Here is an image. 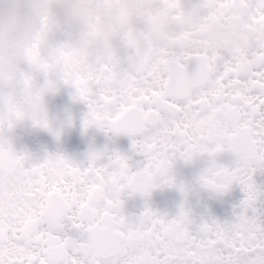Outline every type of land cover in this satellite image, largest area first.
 Here are the masks:
<instances>
[{"label": "snow or ice", "instance_id": "obj_1", "mask_svg": "<svg viewBox=\"0 0 264 264\" xmlns=\"http://www.w3.org/2000/svg\"><path fill=\"white\" fill-rule=\"evenodd\" d=\"M250 3L264 20V0ZM79 96L89 109L84 127L132 137L143 165L119 151L93 150L86 162L22 153L31 187L14 204L0 202V264H264V189L254 179L264 169V62L242 72L230 57L206 60L195 80L160 90H141L125 73L118 89L80 86ZM225 150L235 167L215 161ZM205 152L213 162L204 186L223 192L235 182L245 192L233 221L194 226L184 204L171 217L147 206L125 212V193L175 183L174 160Z\"/></svg>", "mask_w": 264, "mask_h": 264}, {"label": "clouds", "instance_id": "obj_2", "mask_svg": "<svg viewBox=\"0 0 264 264\" xmlns=\"http://www.w3.org/2000/svg\"><path fill=\"white\" fill-rule=\"evenodd\" d=\"M254 14L245 0L223 12L204 0H0V143L23 150L17 145L39 130L60 133L81 100V77L105 64L131 70L161 47L173 62L201 48L225 58L254 49L264 43Z\"/></svg>", "mask_w": 264, "mask_h": 264}, {"label": "flooded vegetation", "instance_id": "obj_3", "mask_svg": "<svg viewBox=\"0 0 264 264\" xmlns=\"http://www.w3.org/2000/svg\"><path fill=\"white\" fill-rule=\"evenodd\" d=\"M215 11L223 12L231 7L236 0H204ZM250 3V0H245ZM253 24H264L256 12L251 18ZM238 63L241 71L254 66L258 61L264 62V43L254 49H239L231 56ZM222 61V53L213 52L204 48L186 52L182 60L173 62L171 49L161 47L143 51L131 70H124L115 65H103L95 73L81 77L80 86H87L93 90L112 91L121 87L122 74H127L133 84L141 90H160L179 85L183 80H195L202 71L206 60ZM28 103L35 104V97H29ZM67 107V104H65ZM72 114L71 122L64 123L57 137L55 132L39 130L34 135L25 137L18 145L23 150L3 147L0 143V202L5 206L14 204L29 190L30 183L27 174L20 168L18 157L28 152L35 159H42L49 153H62L76 161L86 162L93 150L111 154L119 151L128 155L133 168L142 167L144 159L132 147V137L126 134L105 131L103 128L92 125L84 127L83 121L88 112L86 101L79 100L72 103L69 109ZM13 111L17 117L25 115L24 109L15 106ZM218 164L235 167L237 158L231 151L219 152L214 157ZM213 162V157L205 152L191 160L177 157L171 169L175 183H160L148 195L125 193L124 210L129 215H138L144 208L151 207L159 213L174 216L184 204L190 209L195 224L204 220H218L230 222L241 211L239 205L244 199L245 192L239 183H233L229 189L217 192L204 186L201 174ZM257 185L264 189V169L258 168L254 173ZM180 185L184 186L181 190ZM257 207L264 211V192L257 201ZM251 211V210H249Z\"/></svg>", "mask_w": 264, "mask_h": 264}]
</instances>
